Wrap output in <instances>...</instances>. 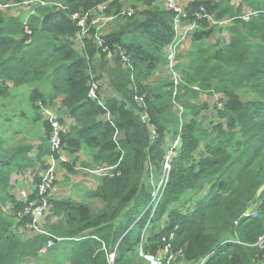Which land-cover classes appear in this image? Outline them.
<instances>
[{
    "label": "trees",
    "instance_id": "obj_1",
    "mask_svg": "<svg viewBox=\"0 0 264 264\" xmlns=\"http://www.w3.org/2000/svg\"><path fill=\"white\" fill-rule=\"evenodd\" d=\"M25 2L32 5L25 21L0 7V97L11 88L41 85L31 91L30 106L57 102L71 121L60 149L70 155L87 151L94 166L114 167L85 201L50 198L44 228L61 242L49 251L68 264H146L138 254L141 242L145 253L157 254L172 234V252H180L176 263L261 264L264 250L256 244L264 235V0H242L254 13L248 22L230 0H179L197 30L189 50L176 55L183 83L175 95L164 52L175 37L173 14L158 0H130L138 4L131 6L133 15L116 18L102 35L90 28L81 51L71 16L105 4L106 15L118 13L124 0L0 5ZM200 8L216 20L234 21L219 30L197 19ZM107 53L113 95L93 100L90 84L102 79L94 66L105 65ZM193 85L215 96L213 105L196 103ZM33 110V121H39ZM50 131L43 122L36 148L11 147L0 134V264H49L54 257L40 253L49 237L30 230L27 209L37 190L24 201L17 197L19 176L29 173L37 188L35 164L44 172V159L58 161ZM61 165L73 172V164ZM163 173L166 179L153 197L156 186L148 178ZM96 200L102 207L94 211L90 202Z\"/></svg>",
    "mask_w": 264,
    "mask_h": 264
},
{
    "label": "rangeland",
    "instance_id": "obj_2",
    "mask_svg": "<svg viewBox=\"0 0 264 264\" xmlns=\"http://www.w3.org/2000/svg\"><path fill=\"white\" fill-rule=\"evenodd\" d=\"M231 5L234 8L241 9L243 14L249 12L247 8L243 6L242 0H230ZM159 3V2H158ZM160 4V3H159ZM132 5L138 6V4L131 3L130 0H124L123 8L128 9L131 8ZM32 5L29 4H22L20 6H13L11 8H3L6 14L12 16H20L22 17L23 21L26 20L28 15L31 12ZM115 26L114 21L106 24L99 30V34H105L110 32L113 27ZM175 30V29H174ZM221 37H224L227 41L228 36L225 33H219ZM190 37V36H189ZM191 39L184 42L183 47L180 51H188L191 46ZM205 44H208L207 41H204ZM75 48L78 51H81V45L79 46L75 43ZM121 58H123L121 56ZM124 60V58H123ZM105 65L98 64L94 66V74L95 77L100 76L102 79L100 81H93L92 84L98 85V92L101 98L112 96V88L108 84V73L109 70L113 67L112 56L106 57ZM156 75L153 76V79H157ZM159 79V78H158ZM11 87V85H9ZM41 85L36 84L33 87L23 86L18 89H10V93L6 97H0V134L6 140L7 144L11 147H18V146H27L31 148H36L39 145V137L42 135V123L46 121L44 112L50 111L54 116L57 117L58 121L61 120V127L63 133L71 132V121L66 115L60 111L58 103H53L52 105H42L39 101L33 102V107L30 106L29 96L31 91L34 88H40ZM198 98L195 100L196 103H207L213 105L215 102V96H210L208 92H200L197 91ZM33 108L37 109V117L40 118L39 121H33V117H35L36 113ZM152 133V131H151ZM52 132L50 131V142ZM173 146H177V144H173ZM61 148V146H60ZM35 151V150H34ZM58 161H56V165L54 166V184L51 189L47 192V197L61 199V198H70L76 199L74 194L75 184L85 182L87 187L93 188L96 184L99 183L100 177L88 175L85 173V169H96L98 167L94 166L92 163L90 154L87 151L79 152L75 155H70L66 150L60 149ZM62 162H68L69 164H73V172L70 173L67 168L61 165ZM43 164L46 168H49L51 165L50 159H44ZM41 164H35L34 170L39 173V177H41L44 172L40 169ZM74 166L77 167V170H74ZM29 173H26L22 176L17 178V184L19 191H23L22 196L19 195V199L23 200L26 198L25 196L28 195L31 191L35 189L31 183ZM152 175L148 178L149 184L152 186H156L160 179L163 178L161 176ZM14 180H16L14 178ZM73 185L74 189H73ZM79 189H83L78 186ZM94 211H97L98 208L102 205L100 201H91L90 202ZM27 233H29L27 231ZM264 250V248L262 249ZM46 254H53L54 257H49V264H68L67 259H64V256L61 254L55 253V251H48ZM46 254H41L42 256ZM143 260V259H142ZM178 262V261H177ZM264 264V261L261 263Z\"/></svg>",
    "mask_w": 264,
    "mask_h": 264
},
{
    "label": "built area",
    "instance_id": "obj_3",
    "mask_svg": "<svg viewBox=\"0 0 264 264\" xmlns=\"http://www.w3.org/2000/svg\"><path fill=\"white\" fill-rule=\"evenodd\" d=\"M158 2L168 11H170L173 14V26L175 29V37L173 41L165 48V57L167 61V69L170 75V80L173 83V90H174V95L177 94V89L180 87V85L183 83V80L180 76V74L176 71V55L180 52V50L183 47V44L185 41L190 40V34L197 30V25L195 22H189L187 20V13L185 11V5L182 2H179V0H158ZM24 5L26 4H31L29 2L23 3ZM13 4H6V5H0L2 8H11L13 7ZM108 9V4L99 6L97 10L94 12H88L87 14H74L71 16V19L75 21L78 32L77 35L74 39L75 43L81 44L82 46V40L83 38L88 36V30L91 28H94L96 33L98 34L99 30L104 27L106 24H109L113 22L116 18L123 17V16H132L133 15V10L132 8L124 9L121 10L118 13H113V14H105V10ZM254 15L252 11H249L243 15H241L240 19L243 22H248L251 18V16ZM197 19H206L208 23L211 26H214L218 28L219 30H224L226 27L231 26L233 23L234 19L233 18H225L222 20H216L214 16L208 15L205 13V10L203 8L199 9V13H196ZM224 33V32H223ZM229 40V37L227 41ZM110 57L111 54L107 53L106 57ZM194 91H200L199 87L196 85H193L191 87ZM98 85L96 84H90V89L88 92V98L90 99H97L98 95ZM178 114H182L183 109L180 105H176ZM45 119L49 123L51 132H52V142L51 148L53 151H56L57 154L59 155L60 153V144H61V134L63 133L61 124L59 123L58 119L56 116L52 114L50 111H45L44 112ZM144 122H146V118H142ZM152 130V129H151ZM175 147V146H174ZM172 152H170L166 157H165V162L163 165L164 170H168V160L170 158V155ZM51 160V165L49 168L46 169L44 174L41 175V183L35 190H37V199L35 202H33L29 209H27V212L30 213L31 216V224H30V230L33 234L35 235H45L48 236L49 239L47 240V243L45 247L40 251L41 254H46L51 247L56 243V242H61V240H55L50 236V234L45 230L44 228V220L47 214L49 213L50 205H49V200L50 197H47V192L51 189V187L54 184V166L56 165V160L50 159ZM55 164V165H54ZM77 170V167H76ZM114 170V167H104V168H96V169H85V173L88 175L92 176H97V177H103V176H108L110 172ZM161 176H163L162 179H160L159 183L155 187V192L153 194V197H156L158 190L161 188L160 186L166 179L165 173H163ZM253 217H256V213H252ZM147 227H145L141 233V238L142 240L144 239V234L146 231ZM172 239V234L168 238H163V247L157 254H151V253H145L141 242L140 248L138 251L139 257L143 259V261L146 264H181V263H176V260L178 256L180 255V252L173 253L171 249V241ZM79 240V239H78ZM256 246L259 249L264 248V235H262L256 244ZM114 258V253H110L108 255L109 262L111 263ZM204 260L196 263V264H203Z\"/></svg>",
    "mask_w": 264,
    "mask_h": 264
},
{
    "label": "crops",
    "instance_id": "obj_4",
    "mask_svg": "<svg viewBox=\"0 0 264 264\" xmlns=\"http://www.w3.org/2000/svg\"><path fill=\"white\" fill-rule=\"evenodd\" d=\"M78 45L80 46V44H78ZM75 185H73V189H74V186H75L76 191L74 190V194L76 196V199H73V200H75L77 202L85 201L87 191L93 190L97 186V184H96L95 186H93V188H91V187L89 188V187H87V184H85V182H82V183H79V184L76 183ZM78 186H80L83 189H79V191H78ZM22 194H23V191L22 190L19 191V189H17V197L19 198V195L22 196ZM101 207H102V205L100 206V208ZM100 208H98V210Z\"/></svg>",
    "mask_w": 264,
    "mask_h": 264
}]
</instances>
